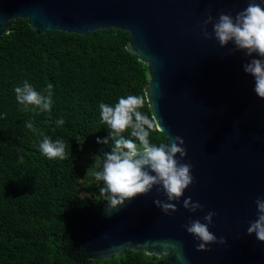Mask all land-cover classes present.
<instances>
[{"label": "water", "instance_id": "obj_1", "mask_svg": "<svg viewBox=\"0 0 264 264\" xmlns=\"http://www.w3.org/2000/svg\"><path fill=\"white\" fill-rule=\"evenodd\" d=\"M249 0H0V37L11 23L27 19L38 34L62 31L90 35L99 30L130 34L127 50L147 66L145 95L151 112L163 119L169 137L185 141V163L193 165L194 183L184 193L203 205L166 215L154 200L166 199L156 188L106 213L107 201L83 230V249L92 260L111 259L126 250L145 252L164 264H264V242L247 235L256 219L254 201L264 197V99L243 71L251 58L229 55L234 45L206 40L200 25L209 11L235 16ZM264 7V0H257ZM212 32V25L208 26ZM166 139V141H167ZM165 141V142H166ZM170 143V140L168 141ZM179 158V157H177ZM214 211L210 231L226 245L197 251L196 239L184 229L189 218ZM179 245L162 257L161 242Z\"/></svg>", "mask_w": 264, "mask_h": 264}, {"label": "trees", "instance_id": "obj_2", "mask_svg": "<svg viewBox=\"0 0 264 264\" xmlns=\"http://www.w3.org/2000/svg\"><path fill=\"white\" fill-rule=\"evenodd\" d=\"M129 40L115 29L38 34L22 18L0 37V264H164L133 250L92 260L83 249V230L105 196L103 181L87 179L81 161L92 155L103 164L112 146L111 139L97 143L110 131L99 104L145 95L150 81L147 66L127 50ZM25 81L44 95L53 86L50 111L17 102L14 90ZM140 111L151 114L147 101ZM60 118L65 124L58 127ZM28 121L36 131L26 128ZM122 135L131 138L130 130ZM45 136L66 142V159L41 153ZM166 139L162 132L150 135L157 145ZM82 186L94 193L84 196Z\"/></svg>", "mask_w": 264, "mask_h": 264}, {"label": "clouds", "instance_id": "obj_3", "mask_svg": "<svg viewBox=\"0 0 264 264\" xmlns=\"http://www.w3.org/2000/svg\"><path fill=\"white\" fill-rule=\"evenodd\" d=\"M209 25H212V32L208 31ZM200 34L206 40L215 39L222 48L232 43L234 47L228 50L229 55L239 51L247 57H254V54L259 57L251 58L242 67L244 73L254 78L255 94L264 99V7L261 3L249 0L247 7L235 16L221 12L218 17H213L209 11L200 25ZM52 87L48 84L47 95H44L25 81L22 87L14 90L16 100L25 108L34 105L41 111H50ZM147 100L149 97L143 94H129L120 97L114 106L103 102L99 104L101 120L108 125L110 131L109 137L103 140L97 138V143L108 144L109 139L112 142L111 152L104 153L102 170L94 173L95 179L104 184L99 192L107 201L106 213L111 214L126 202L130 203L140 195L149 194L153 188L166 197L154 200L155 206L166 215L178 211L177 203L182 198L184 209L191 213L203 211V205L199 201L194 202L190 196L184 198L185 190L194 183L193 165L183 162L187 156L184 139L180 136H168L166 142L158 145L150 141L151 133L165 131L162 128V118H157L153 111L151 114L140 111ZM55 123L59 127L65 121L60 118ZM25 126L36 131L31 121L26 122ZM128 130L131 138L122 135ZM39 148L49 159L67 158L66 142L62 139L53 141L45 136ZM20 159L23 160V157ZM254 203L257 209L256 219L249 221L246 232L249 236L255 234L258 241L264 242V197H258ZM216 215V212L209 211L202 220L189 218L183 225L186 232L198 241L197 251H209L208 245L211 244L226 245L225 237L218 238L209 230ZM161 246L162 257L169 256L179 247L171 241L161 242ZM176 258L182 264L185 261L178 251Z\"/></svg>", "mask_w": 264, "mask_h": 264}, {"label": "rangeland", "instance_id": "obj_4", "mask_svg": "<svg viewBox=\"0 0 264 264\" xmlns=\"http://www.w3.org/2000/svg\"><path fill=\"white\" fill-rule=\"evenodd\" d=\"M87 157L89 158H94L92 160H82L81 164H83L84 166H86V171H87V179L89 180H93L95 178L94 173L96 171L102 170V163L100 162L99 158L96 156H92V155H88ZM92 181H89V183H91ZM89 189V190H88ZM86 188L84 186H82V194L84 196H91L92 195V188ZM91 189V190H90ZM94 193V191H93Z\"/></svg>", "mask_w": 264, "mask_h": 264}]
</instances>
